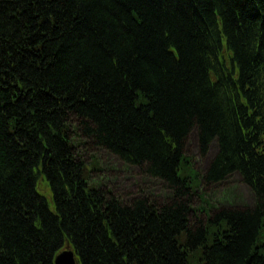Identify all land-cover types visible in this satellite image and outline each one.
<instances>
[{"label": "trees", "instance_id": "1", "mask_svg": "<svg viewBox=\"0 0 264 264\" xmlns=\"http://www.w3.org/2000/svg\"><path fill=\"white\" fill-rule=\"evenodd\" d=\"M192 132L201 156L216 144L202 175ZM78 145L137 191L92 185ZM235 173L252 205L209 206ZM66 246L78 264H264V0H0V264Z\"/></svg>", "mask_w": 264, "mask_h": 264}, {"label": "rangeland", "instance_id": "2", "mask_svg": "<svg viewBox=\"0 0 264 264\" xmlns=\"http://www.w3.org/2000/svg\"><path fill=\"white\" fill-rule=\"evenodd\" d=\"M76 147L77 152L81 154L82 159L88 164L89 169L92 168L93 171V164H96L97 169L93 172L89 171V174L86 175L87 179H90L89 182L92 185L97 187L103 186L106 190L111 189L125 198L130 193L137 191V187L141 184V177L137 173L138 171L125 167L104 151L88 150L84 145H78ZM84 150H87L88 154H86ZM215 152L216 147L212 144L208 154L206 156H201L195 132H192L188 137L184 149L185 157L192 163L194 170L201 175L207 170ZM151 187L154 189V194L157 195V186L151 184ZM250 190L251 189L242 182L241 177L235 173L222 183L209 186L205 190V199L211 207L218 205L219 202L221 204L238 207H250L253 201L252 192ZM37 192L50 202L51 195L45 181H39ZM193 203L195 207H197L200 201L194 198ZM50 206L52 207V205Z\"/></svg>", "mask_w": 264, "mask_h": 264}, {"label": "water", "instance_id": "3", "mask_svg": "<svg viewBox=\"0 0 264 264\" xmlns=\"http://www.w3.org/2000/svg\"><path fill=\"white\" fill-rule=\"evenodd\" d=\"M55 264H76L71 250H65L55 258Z\"/></svg>", "mask_w": 264, "mask_h": 264}, {"label": "bare ground", "instance_id": "4", "mask_svg": "<svg viewBox=\"0 0 264 264\" xmlns=\"http://www.w3.org/2000/svg\"><path fill=\"white\" fill-rule=\"evenodd\" d=\"M224 50H226V46L224 47ZM209 152V151H208ZM94 165V170L93 171H95L96 169H97V167H96V164H93ZM92 171V172H93ZM139 184V183H138ZM58 256V255H57Z\"/></svg>", "mask_w": 264, "mask_h": 264}]
</instances>
